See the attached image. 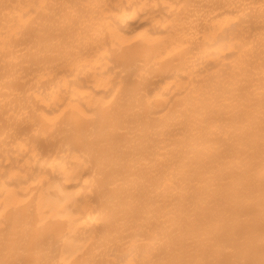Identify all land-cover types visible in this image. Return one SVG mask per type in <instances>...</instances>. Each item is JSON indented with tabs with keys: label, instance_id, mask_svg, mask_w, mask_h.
Instances as JSON below:
<instances>
[{
	"label": "bare ground",
	"instance_id": "6f19581e",
	"mask_svg": "<svg viewBox=\"0 0 264 264\" xmlns=\"http://www.w3.org/2000/svg\"><path fill=\"white\" fill-rule=\"evenodd\" d=\"M0 264H264V0H0Z\"/></svg>",
	"mask_w": 264,
	"mask_h": 264
}]
</instances>
